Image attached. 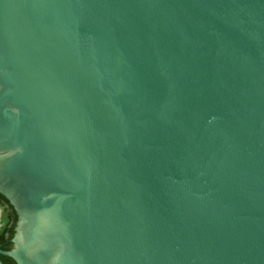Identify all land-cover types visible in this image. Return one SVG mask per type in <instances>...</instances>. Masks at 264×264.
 Returning <instances> with one entry per match:
<instances>
[{"label":"water","instance_id":"95a60500","mask_svg":"<svg viewBox=\"0 0 264 264\" xmlns=\"http://www.w3.org/2000/svg\"><path fill=\"white\" fill-rule=\"evenodd\" d=\"M0 264H264V0H0Z\"/></svg>","mask_w":264,"mask_h":264}]
</instances>
